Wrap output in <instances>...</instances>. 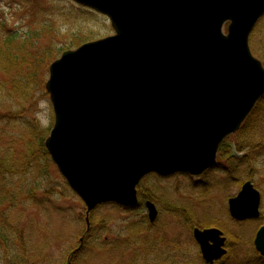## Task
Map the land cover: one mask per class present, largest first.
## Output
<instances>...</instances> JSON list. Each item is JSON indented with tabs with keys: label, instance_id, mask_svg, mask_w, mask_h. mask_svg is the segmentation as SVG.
Returning a JSON list of instances; mask_svg holds the SVG:
<instances>
[{
	"label": "water",
	"instance_id": "95a60500",
	"mask_svg": "<svg viewBox=\"0 0 264 264\" xmlns=\"http://www.w3.org/2000/svg\"><path fill=\"white\" fill-rule=\"evenodd\" d=\"M108 18L114 35L68 50L48 70L54 115L46 152L86 208L138 206L148 175L200 176L223 140L264 98V68L249 37L264 0H71ZM228 23L226 33L223 27ZM245 182L228 199L236 222L260 218ZM155 223V205L145 203ZM205 264L225 255L217 229L192 231ZM264 258V226L255 234Z\"/></svg>",
	"mask_w": 264,
	"mask_h": 264
},
{
	"label": "rangeland",
	"instance_id": "374dc122",
	"mask_svg": "<svg viewBox=\"0 0 264 264\" xmlns=\"http://www.w3.org/2000/svg\"><path fill=\"white\" fill-rule=\"evenodd\" d=\"M226 30L227 24L223 28L225 33ZM0 32L3 35L12 32L18 37L28 33L25 51L13 52L19 54L20 60L15 69L22 75L28 70L27 63H32L40 77L28 101L7 99L8 93L0 97L2 113H11L13 123L5 129L11 138L21 133L20 124L28 119L49 134L54 115L45 83L51 62L66 50L114 34L107 17L70 0H0ZM19 45L17 42L18 49ZM249 47L264 67V18L251 33ZM47 52L50 58L44 60ZM15 69L11 75L16 76ZM4 77L0 72V81ZM257 105L255 115L242 131L244 139L236 136L239 131L229 136L235 142L221 144L214 169L200 176L176 175L164 179L150 176L139 188L141 199L139 197L140 204L136 208L105 205L96 209L94 226L100 230L96 232V239L92 236L90 241L94 248L82 256L81 264H116L114 257H118V247L114 245L119 242L116 240H123L132 225L137 227L142 223L144 229H152V236L157 232L167 237L181 235L185 240L189 237L192 241L194 228L217 229L225 238V255L214 264H264L256 262V256H260L253 245L256 232L264 226V98ZM13 116L18 120L14 122ZM245 182H250L260 193V218L236 222L229 216L227 200L235 197ZM49 183L55 188L54 195L37 194V197H42L40 200L46 202V206L52 203L56 209L33 207L25 198L1 209L9 227L8 235L16 230L23 238L22 242L15 241L12 248L16 247L24 260L32 261L30 264H67L86 241L85 206L56 168ZM146 201L157 209L154 224L149 223ZM104 240L109 243L104 246L106 250L101 249ZM184 258L186 264H205L195 242L185 250Z\"/></svg>",
	"mask_w": 264,
	"mask_h": 264
},
{
	"label": "trees",
	"instance_id": "16d2710c",
	"mask_svg": "<svg viewBox=\"0 0 264 264\" xmlns=\"http://www.w3.org/2000/svg\"><path fill=\"white\" fill-rule=\"evenodd\" d=\"M27 38L28 33L18 37L17 34L12 32H8L7 35H3L0 32V72L5 75L4 79L0 81V97L2 96V98L5 96L4 93H8L7 99L14 98L16 102H26L28 98H32L34 93L32 91L40 80L32 63H27L28 70L26 69L22 75L17 73L19 69H15L17 67L16 64H20L18 63L20 61L18 60V53L25 51L24 48L28 46ZM17 42L20 43L19 49L16 46ZM14 51L18 52L17 55L13 53ZM44 54L46 55L44 60H46V57L50 58L48 57V52ZM25 56L27 57V55ZM13 69L16 71V76L10 73ZM257 108L258 105L256 106ZM256 109L245 121L239 133L236 134L238 138L241 137V140L244 139L242 131L255 115ZM9 115L11 113H2L0 108V264H30L32 261H27L26 259L25 261L16 247L12 248V244L15 241L22 242L23 238L20 237L16 230L11 233L12 236L8 235L6 230L9 227L5 219H3L2 214L4 211L1 209L13 204L19 198H25V201L31 203L33 207L45 210L56 209L51 206L52 203L46 206V202L43 203L40 200L44 195L46 197L54 195L53 189L55 188L49 183V180H51L52 171L55 172V167L51 163L44 147L47 130L41 128L38 123L28 119L31 122L25 120L27 122L20 124L21 133L15 134L11 138L5 131L6 127L13 123ZM13 117L14 122L18 120L17 116ZM227 141L235 142V140L232 141L231 137H228ZM141 184L138 187V194ZM49 186L52 187L49 189ZM37 194H42V197H37ZM139 197L141 199L140 194ZM94 223L92 213L90 216L91 227L86 234V241L67 264H81L82 256L88 252V249L94 248L91 246L90 240H92L93 235H95L94 238L96 239V232L100 230L96 229ZM143 225L144 223L137 227L132 225V228L128 229V234L125 238L116 240L119 242L115 243V245L113 244L118 247V257H114L116 264H186L184 262L185 250L189 245L194 246L192 239L188 237L185 240L181 235L167 237L157 232L152 236L150 234L152 229L150 227L144 229ZM104 242L105 244L101 246V249L106 250L107 247L104 246L109 243L106 240ZM114 248L116 249V247ZM256 258L258 260L256 262L263 261L262 263H264L263 258L258 256Z\"/></svg>",
	"mask_w": 264,
	"mask_h": 264
}]
</instances>
